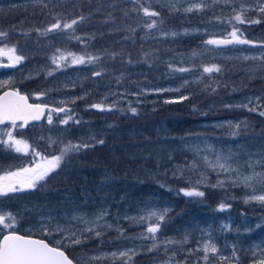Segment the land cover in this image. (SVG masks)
Returning a JSON list of instances; mask_svg holds the SVG:
<instances>
[{
	"label": "rangeland",
	"instance_id": "374dc122",
	"mask_svg": "<svg viewBox=\"0 0 264 264\" xmlns=\"http://www.w3.org/2000/svg\"><path fill=\"white\" fill-rule=\"evenodd\" d=\"M142 2H145L146 7L148 6L146 0H142ZM79 3V0H0V15L8 14L13 12L12 10L19 8H23V12L31 10L33 12L32 15L36 14L37 17L41 12V27L47 28L51 23L55 22L54 17L63 20V17L72 15L69 9L70 6L76 12ZM45 4H47V7L44 6ZM35 5L38 6V10H33ZM157 6L160 7V5L153 3L150 10ZM258 6L259 0H233V3L230 5H215L199 13L184 14L177 12L183 16H199L202 22L193 25L181 24L162 27L164 32L179 33L175 37H165L161 35L159 29L150 35H145V41L172 40L183 36H202L206 37L205 40H222L228 38L232 26L235 25L240 30L238 35L242 39L251 41L249 44L234 43L220 46L206 45L203 42V46L200 49L178 57V61L181 64L188 65L191 71L178 72L180 78H174L164 83L135 81L133 76L128 75L129 73L124 72L122 68L111 73L113 66L104 68L102 66L104 64L103 54L99 52L92 53V47L89 46L92 43H98L99 48H107L108 45L111 46L118 43L113 41L112 35H115L117 38L120 37V42L124 43H135L138 41L137 36L130 31L132 28L142 26V23H138L131 16L132 13L142 12L139 9V4H136L134 0H111L103 6L96 8L95 12L101 10L103 12H112L110 15L111 22L106 25L107 27L96 31L97 37L91 31L84 32L82 36L94 37V39L86 40L73 51H68L65 47L63 50L59 46L58 42L65 40V38H62L60 32L49 33L47 36L36 32L35 36L32 37L34 40L27 41L31 46H17L18 42L16 41H19L20 37L16 38L17 40L12 37L9 39V35L0 44L7 43L9 48L15 46L16 54H22L25 57L23 64L19 63L22 66H19L17 74L23 78V88L30 85L36 86L31 93L36 101L46 102L57 107L62 106L58 102L64 100L67 107L70 108H74L78 103L83 102H88L90 105L103 104L105 107L114 103L115 107L112 111H102L104 117L107 118L106 123L108 124L116 122L114 119L118 117L116 115H119L120 110L128 111L129 104L135 107L137 114H139L142 111H155L154 105L159 101V97L163 103L169 99H177L182 96L188 97V99L178 103H165L167 105L183 103L191 98L196 99V105L192 109L200 114V116H203H201L203 119L200 121L199 128L205 132L188 136L186 139H180L183 143L186 142V149L194 153L195 157L188 160L187 163L177 165L175 168L185 169L182 176L192 177L193 181L206 177L203 184L207 183L213 191L219 192L222 200L240 201L244 206L248 205L249 207L254 206L258 209H264V204L257 201L249 200L246 202L251 189L242 185L236 186L232 184L231 180L237 176L236 172L223 173L219 172V170L214 171L201 159V157L207 156L208 160L214 162L217 156H230L232 159L228 163L233 168H238L243 175L251 174L252 169L248 167L249 163L255 164L257 161H264V116L259 115V111L264 110V47H262L264 45V21H262L263 26L261 30L257 32L259 33L256 37L257 40L255 37L249 39L250 36L243 33V27L236 21L233 20L232 24L227 22L229 18L239 12L241 7L245 8V12L242 15L246 21L249 19H259V17L249 15L253 12L260 13L257 10ZM233 8L236 9V12H233ZM133 9L137 10L133 11ZM261 15H264V13H261ZM117 16L123 21L116 23L115 21L118 20ZM216 17H219V19H216ZM105 21L104 17L100 18L101 24H105ZM35 24L37 25V23ZM249 25L256 24L249 23ZM0 26L2 31L6 32L7 25ZM185 30H187L188 34H184ZM26 37L31 38L29 34ZM125 37L128 38L126 39ZM65 46L67 47L68 44ZM57 49L65 53H74L76 56L84 54L99 55L103 60L101 59L98 63L93 64H74L71 67H62L60 70L55 71L53 75H48L47 73L50 70L56 68V65L51 62V57H59L60 52H57ZM193 53H196V55H193ZM6 56L8 60V54ZM245 57H256V59H245ZM70 60L71 57H69L68 61H62L61 64L63 65ZM8 62L10 61L8 60ZM213 64L219 67L231 65L238 67V71L245 70V72H241L243 75L245 73L244 77H240L238 81L241 83V88H234L233 86L229 90H219L218 92H216L218 88L216 89L215 86L208 88L207 85H212L213 77L217 72L211 74L204 73L202 66H211ZM97 70L108 74L104 84L102 80H99L100 76L94 75V72ZM30 74L31 78H29ZM40 80L43 82L37 84ZM8 82H11L10 76L6 79V83ZM102 85L104 88L101 87ZM159 89L169 90L157 91ZM40 93L45 94L41 99H36V96ZM74 97L83 98L76 99L75 103H68ZM256 98H259L261 104V108L257 109V111H249L246 107H243V105L248 104L249 100L255 102ZM252 106L254 104L249 105V107ZM149 107L151 108L148 109ZM52 115L54 123L57 117H63L65 113H53ZM141 116L144 117V114ZM213 116L216 118H213ZM126 117L130 118L129 116ZM53 123L48 124V126H52ZM236 124L241 125L240 134L233 136L231 133L235 129L230 127V125ZM245 124L247 127H245ZM9 131H11L13 139L21 143L13 144L9 141L6 134ZM136 135L140 136L141 134H135L133 131H130L128 134V136L132 137L129 143L135 146L139 142ZM1 136L0 141L3 142L0 143V176H3L9 170L16 171L21 168H34L36 164L42 163V157L47 156L49 159L52 157L41 151L38 145L34 143V139L30 135L25 134L24 131L21 132L16 128H11ZM17 148L20 150L17 151ZM34 153H40V156H35ZM113 157H117V155L113 154ZM193 161L197 162V168L189 170ZM256 171H264V169L257 164ZM209 175H211V179L208 178ZM219 181L224 182L223 187H212V185L217 184ZM262 188H264V184L256 185L257 192ZM234 189H243L244 194L237 196L233 193ZM24 192L17 193H20L19 195L21 196ZM16 197V193H10L9 196L0 197V202H8L16 199ZM175 205V202L163 199L161 202L149 205L137 204L133 208L127 206L123 210V214L114 215V221L107 220L106 218L100 221L97 230L102 235L99 238L95 237L92 233L85 232L82 238L83 242L79 245H72L64 241L63 235L60 233H54L51 230L43 233L41 228L43 225H47L51 229L54 225L60 224L63 227L74 230L83 229L85 225L83 223L78 224L73 217L83 216L88 220H92L96 214L86 215L80 210L59 209L56 206L51 208L49 205H45L40 210L37 207L28 208L27 214L30 216L20 214L19 212L13 213L8 210V207L0 209H3L5 214L10 212L17 217V227H22L20 225L22 222L28 223L24 228L22 227L27 232V235L37 237L48 236L55 247L70 251L73 258L77 260V264H113V261L110 259L101 258L100 260H93L92 257L97 255L103 257V254L129 248L138 249V254L133 257L131 264H165V261L169 260L170 257H174V264L175 262H179V264H197L202 253L194 251V249L198 247V244H202L209 238V233L211 234L212 242L216 244L220 252L231 258L230 254L235 249L240 262L246 257L254 260L253 252L259 253L261 249H264V236L261 238L257 237L259 236L258 233L264 228V212H260L257 216H248L244 210H239L238 214H233V211L235 213L234 207L225 204V210H218L220 213V227L216 231L217 235L216 233L214 234V228L210 224L212 222L185 221L180 227V230L183 232L182 238H171V240L181 241L187 234L189 238L187 243L167 245V250H165V245L162 243L164 240L160 238L161 227L160 232L156 234L160 242L159 249L149 251L148 249L151 248L152 241L136 239L142 232H145V226L133 223L128 217H138L149 207L157 210L167 208L169 209V217L172 214L171 212L175 211ZM237 221L241 222L238 223ZM105 225H110L111 227H105ZM225 225L228 226V229L224 227ZM230 227L235 228L232 230ZM117 229L123 230L124 237L127 238L119 237ZM0 230H2L0 231L1 240L3 234L15 231V228L3 229V226L0 225ZM230 234L235 235L236 243L232 241ZM248 236L249 238H247ZM243 238H247L244 240V243H242ZM101 245L102 247H100ZM115 264H121V261L117 260ZM199 264H203V262L199 261ZM249 264H252V261Z\"/></svg>",
	"mask_w": 264,
	"mask_h": 264
},
{
	"label": "trees",
	"instance_id": "16d2710c",
	"mask_svg": "<svg viewBox=\"0 0 264 264\" xmlns=\"http://www.w3.org/2000/svg\"><path fill=\"white\" fill-rule=\"evenodd\" d=\"M110 1L79 0L77 11L75 12L70 6L72 15L63 17V19L71 20L73 17H79V15L88 17L85 22L78 24L75 30V35L81 37L85 42L90 39L89 36H82L84 32L91 31L97 37L96 31L107 27L106 25L111 22L109 16L112 12H103V10L95 12L96 8ZM22 9L1 14L0 25H7L6 32L9 33V39L12 37L17 40L16 38L20 37L19 41H16L18 42L17 46H31L27 41L34 40L32 37L38 32L37 29L44 30L45 28L41 27V12L37 17L36 14L32 15L31 10L23 12ZM33 10H38V6L35 5ZM152 10L161 11V8L157 6ZM249 15L259 17L261 22L256 25H249L246 22L240 26L244 29L243 33L250 36L249 39H253V37L256 39L259 34L257 32L263 26L264 15L256 12ZM131 16L138 23L148 19H156L145 17L140 11L139 13H132ZM101 17H104V20L108 22L101 24ZM117 17L116 23L123 21L119 16ZM161 18L164 20L162 27L181 24L193 25L202 22L199 16L169 13L167 8L161 11ZM135 29L133 34L138 38L135 43L120 42V37L117 38L112 35L113 41L118 43L108 45L107 48H99L98 43H92L89 46L92 47V53L103 54L104 64L102 66L104 68L113 66L111 73L122 68L124 72L129 73L128 75L133 76L135 81L140 82L164 83L174 78H180L179 73L174 72L169 65L189 68L188 65L181 64L178 57L200 49L206 39L202 36H183L172 40L145 41L144 36L147 29L143 26H137ZM0 30H2L1 26ZM156 30L152 29L151 33ZM28 34L31 38L26 37ZM61 36L65 40L58 42L59 46L62 49L65 47L68 51H73L84 43L76 39H67L64 33H61ZM111 40L109 41L111 42ZM66 44H68L67 47ZM121 44L123 45L121 46ZM110 53L116 54L115 59L110 58L108 55ZM220 68L221 71L215 74L212 80V86L218 88L216 92L229 90L233 86L234 88H241V83L238 81L240 77H244L245 73L243 75L241 72H245V70L238 71V67L231 65H224ZM102 73L99 80H102L104 84L108 74ZM42 82L40 80L37 84ZM101 87L104 88L103 85ZM35 88L36 86L30 85L23 89L25 93L32 96L31 93ZM195 100L191 98L183 103L167 105L159 97V101L154 105L155 111H142L139 114L131 115L130 111L120 110L119 115H116L118 117L114 119L116 122L113 124L106 123L107 118L104 117L102 111L91 107L88 102H83L71 108L75 118L80 123L74 124L69 121L67 125L58 124L57 117L52 126L44 123L39 128L32 127L24 130V133L30 135L38 148L48 154L49 157L58 155V149L69 141L73 143L85 141L93 144L95 140L103 139L104 143L95 144L94 147L70 154L59 168L52 172L45 181L40 182L45 185L42 189L38 187L35 191L28 190L21 195L22 197L19 195L20 193H16V199L8 202L1 201L0 208L8 207V210L13 213L27 214L30 207H37L40 210L45 205H49L51 208L56 206L59 209L80 210L86 215H94L106 209L108 214L105 218L114 221V215L123 214V210L127 206L133 208L137 204L149 205L168 199L175 202L176 205L175 211L171 212L172 214L166 218V222L161 226L160 238L162 240L182 238L183 232L180 227L185 221L212 222L213 224H210L213 226L215 234L220 227L218 209L222 203L232 205L235 210L233 214H238L239 210H244L248 216L259 215L260 212H264V209L244 206L240 201L222 200L220 193L213 191L207 183H200L199 185L197 181L192 180V177L174 175L177 165L187 163L188 160L195 157L194 153L186 149V142L183 143L180 139L205 132L199 128L200 121L203 119L201 118L202 115L200 116L192 109L196 105ZM142 114L144 117L141 116ZM125 116L130 118H125ZM213 118L216 117L213 116ZM130 131L141 134L140 136L136 135L139 139L136 146L129 143L132 140V137L128 136ZM113 154L117 157H113ZM208 178L211 179V175ZM162 184L165 187H161ZM193 186L203 191L205 195L203 197H186L182 192H179L182 188ZM233 193L237 196L244 194L243 189H234ZM27 216L30 215L27 214ZM237 222L240 223L241 221ZM26 224L28 223L22 222L20 225L24 228ZM22 227L16 226L15 231L27 235ZM245 234L244 236H246ZM258 234L257 237L264 236V228ZM38 238L45 239L53 245L48 236H38ZM230 238L236 243L234 234H230ZM247 238H243L242 243ZM66 252L75 262L77 261L70 251ZM250 261L253 259L246 257L241 260L240 264H249Z\"/></svg>",
	"mask_w": 264,
	"mask_h": 264
},
{
	"label": "snow or ice",
	"instance_id": "6c2138e0",
	"mask_svg": "<svg viewBox=\"0 0 264 264\" xmlns=\"http://www.w3.org/2000/svg\"><path fill=\"white\" fill-rule=\"evenodd\" d=\"M136 4H139V9L142 11L143 16L151 17L156 19H148L142 22V26L147 29L146 36L151 34L152 29H159L161 35L167 37L172 36L175 37L179 33L177 32H164L162 25L164 24L163 18H161V11L164 8L168 9L169 13H177L182 12L184 14H189L193 12H203L207 8H211L215 5L224 4L230 5L233 3V0H146L148 6H145V2L142 0H134ZM160 5L161 11L150 10L152 4ZM47 7V4L44 5ZM137 9H133L136 11ZM260 13H264V0H259V6L257 9ZM233 12H236V9L233 8ZM245 12V8L241 7L239 12L233 15L231 18L227 20L229 24H232V21H236L239 24L243 23H254L258 24L261 21L259 19H249L245 20L242 13ZM59 15V14H58ZM125 15H127L125 13ZM88 17L84 15H79V17H73L71 20L67 19H59L54 17V23H51L44 30L37 29L40 35L47 36L49 33L60 32L64 33L67 39H76L83 43V39L79 36L75 35L76 26L85 22ZM111 19V16H109ZM219 19V17H216ZM108 22V21H105ZM114 23V21H113ZM223 23V21H221ZM71 30V32H69ZM130 31L135 32L136 29L132 28ZM240 30L232 26V30L228 34V38L217 40V39H207L204 41L206 45H230V44H249L251 41L247 39H242L238 32ZM184 34H188L187 30H185ZM9 35L8 32L0 30V42L4 41ZM126 39L128 37H125ZM89 39H94V37H89ZM264 47V45H262ZM57 52H60L59 57L53 56L51 57L52 64L56 65V68L50 70L47 74L53 75L55 71L60 70L62 67H71L74 64H93L98 63L102 57L99 55H91L84 54L80 56H76L71 52H61L60 49H57ZM0 54H8L9 64L0 66H8L15 67L17 64L22 63L25 57L20 54H16L15 46L11 48L8 47L7 43H4V47L0 48ZM110 58L115 59V53L108 54ZM196 55V53H193ZM69 57L71 60L65 64H61L62 61H68ZM245 59H256V57H245ZM129 63L131 61L129 60ZM170 68L174 72H189L190 68H186L183 66L173 67L169 65ZM204 73H213L220 72L221 68L215 64L211 66H202ZM102 71H95L94 75L100 76L102 75ZM31 78V74L29 76ZM211 78V77H209ZM208 88H212V85H207ZM169 89H159L157 91H168ZM214 90V89H213ZM178 91V89H177ZM45 93H40L36 96V99H41V97ZM83 97H74L71 98L68 103H75L76 99H82ZM188 99L187 96H182L177 99H169L165 100V103H178L183 100ZM28 97L26 95H21L18 91H8L5 92L3 97H0V124H4L6 122H11L13 128H15L16 121L22 120L24 124L20 125L23 127L26 125L29 119L31 120H39L44 117L48 124L53 123V113H65V116L58 117L57 123L67 125L69 121H72L74 124L80 123L78 119L75 118L73 110L70 107H67V104L64 100L58 102L59 105L57 107L49 108L48 104H29ZM250 104H254V106L249 107ZM91 107L96 108L100 111H112L115 107V104H111L105 107L103 104H93ZM249 111H257V109L261 108L259 98H256L255 102L249 100L248 104L243 105ZM128 111H130L133 115L137 114V109L132 107L129 104ZM45 112L47 115L45 116ZM259 115L264 116V110L259 111ZM230 127L234 128L235 131L231 133L233 136H237L240 134V124L230 125ZM245 127L247 125L245 124ZM9 141L13 144H19L20 141H16L13 139L11 131L6 133ZM3 141H0L2 143ZM55 143V141H52ZM63 143V142H61ZM103 139L95 140L93 144H89L88 142L81 141L80 143H73L71 141L63 144L62 147L58 149V155H52L51 159L47 156L42 157V163L36 164L34 168H21L16 171H7L3 176H0V197L9 196L10 193L24 192V191H35L38 187L41 189L45 186L40 182L45 181L46 178L54 172L57 168L60 167L61 163L64 161L66 157L70 154H75L87 149L89 147H94L95 144H103ZM17 151L20 149L17 148ZM35 156H40V153H34ZM201 159L214 171L219 170V172L229 173L236 172L237 176L231 180L232 184L236 186H244L251 189L248 199L251 201H257L261 204H264V188L260 189L257 192L256 185L264 184V171H256V165L259 164L262 169H264V161H257L255 164L249 163L248 167L252 169L251 174L243 175L240 173L238 168H233L231 164L228 163L232 158L217 156L215 161L208 160L207 156L201 157ZM197 168V162L193 161L191 168L189 170H193ZM185 169L177 168L174 170V175H183ZM206 177L198 180L197 183H204ZM224 182L219 181L217 184L212 185V187H223ZM161 187H165V185H161ZM186 197H203L205 193L199 190L197 187L193 186L191 188H182L179 190ZM226 205L220 204L218 210H225ZM169 209H153L151 207L147 208L143 211V213L138 217H128L133 223H138L144 225L146 230L142 232L136 239L141 240H150L152 241L151 248L149 251L158 250L160 246V242L157 237V233L160 232L161 226L166 222V218L168 217ZM107 210L104 209L96 214L95 218L92 220H88L83 216L73 217L77 221V223H83L85 227L83 229H72L68 227H63L60 224L54 225L51 229L47 225H43L41 231L43 233H47L51 230L54 233H60L63 235V240L67 241L72 245H79L83 242L84 233H92L95 237L99 238L102 233L97 230V227L100 224V221H103L107 216ZM17 223V217L12 213H6L3 209H0V225L3 226V229H14ZM105 227H111L110 225H105ZM225 228L228 226L225 225ZM2 231V230H0ZM119 233V237H124V232L121 229H117ZM208 239L202 244H198V247L194 249V251L202 253L199 258V261H202L203 264H240L239 256L236 254L235 249H233L232 253L229 256L224 255L217 248L216 244L211 240V234H208ZM127 238V237H124ZM188 235L186 234L181 241L175 240H164L162 243L165 245V250H167V245L173 244H184L188 242ZM138 254V249L129 248L122 251L112 252L103 254V257L100 255L93 256V260H100L101 258L110 259L113 261V264L117 260L121 261V264H131L133 257ZM254 260L252 264H264V249H261L259 253L253 252ZM199 261L197 264H199ZM0 264H73V261L65 255L64 251L60 250L58 247L50 246L44 240L41 239H32L30 237H26L23 235L17 234L15 231L7 232L3 234L2 240H0ZM165 264H174V257H170L169 260L165 261ZM175 264H179V262H175Z\"/></svg>",
	"mask_w": 264,
	"mask_h": 264
},
{
	"label": "flooded vegetation",
	"instance_id": "af4514ba",
	"mask_svg": "<svg viewBox=\"0 0 264 264\" xmlns=\"http://www.w3.org/2000/svg\"><path fill=\"white\" fill-rule=\"evenodd\" d=\"M4 44L0 45V48H3ZM7 56L6 54H0V64L7 65L10 62L6 59ZM23 64V62H22ZM22 64H17L15 67H8V66H0V96L8 91V90H14L18 91L21 94H26L30 102L37 103V101L29 94L25 93L23 89V78L21 75L17 74V70L19 69V66H22ZM10 76L11 82L6 83L7 77ZM17 126L15 127L19 131L23 132L24 127H20L22 124H16ZM39 128V126H33ZM13 128L11 124L7 126H0V136L5 133L8 129ZM32 128V127H31ZM2 137V136H1ZM22 138V137H20Z\"/></svg>",
	"mask_w": 264,
	"mask_h": 264
},
{
	"label": "water",
	"instance_id": "95a60500",
	"mask_svg": "<svg viewBox=\"0 0 264 264\" xmlns=\"http://www.w3.org/2000/svg\"><path fill=\"white\" fill-rule=\"evenodd\" d=\"M9 91H12V90H9ZM6 92H8V91H6ZM4 94L5 93H3L2 95H1V97H3L4 96ZM22 95V94H21ZM27 96V95H26ZM28 97V96H27ZM29 104H39V103H32V102H30V99H29V97H28V101H27ZM49 106V105H48ZM49 108H51V106H49ZM47 115V112H45V116ZM45 121V118L44 117H42L41 119H39V120H31V119H29L28 121H27V123H26V125L24 126V127H28V126H32V125H39V124H41V123H43ZM17 123H23L24 124V121H22V120H17L16 121V124ZM9 124H11V122H6V123H4V124H0V126L1 125H3V126H6V125H9ZM18 234V233H17ZM19 235H21V234H19ZM24 236V235H23ZM26 237H29V236H26ZM30 238H32V239H38V238H34V237H30ZM2 240V239H1ZM42 240V239H41ZM45 241V240H44ZM47 242V241H46ZM48 243V242H47ZM50 245V244H49ZM51 246V245H50ZM54 247V246H53ZM60 250H62V249H60ZM63 251V250H62ZM64 253H65V255L66 256H68V254L64 251ZM68 258L69 259H71L69 256H68ZM72 260V259H71ZM73 261V260H72ZM73 264H76L74 261H73Z\"/></svg>",
	"mask_w": 264,
	"mask_h": 264
}]
</instances>
